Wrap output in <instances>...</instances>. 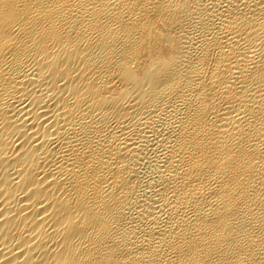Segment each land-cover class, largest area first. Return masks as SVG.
I'll return each instance as SVG.
<instances>
[{"label":"bare ground","instance_id":"bare-ground-1","mask_svg":"<svg viewBox=\"0 0 264 264\" xmlns=\"http://www.w3.org/2000/svg\"><path fill=\"white\" fill-rule=\"evenodd\" d=\"M0 264H264V0H0Z\"/></svg>","mask_w":264,"mask_h":264}]
</instances>
